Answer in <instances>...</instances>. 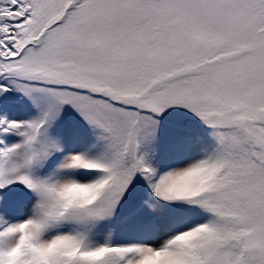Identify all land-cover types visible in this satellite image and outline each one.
<instances>
[{"label":"snow or ice","instance_id":"6c2138e0","mask_svg":"<svg viewBox=\"0 0 264 264\" xmlns=\"http://www.w3.org/2000/svg\"><path fill=\"white\" fill-rule=\"evenodd\" d=\"M0 264H264V0H0Z\"/></svg>","mask_w":264,"mask_h":264}]
</instances>
